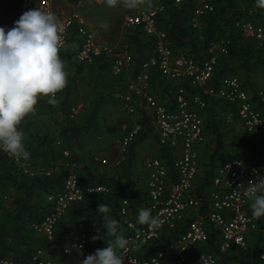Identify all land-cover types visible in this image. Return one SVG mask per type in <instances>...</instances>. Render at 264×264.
Masks as SVG:
<instances>
[{
	"label": "built area",
	"instance_id": "built-area-1",
	"mask_svg": "<svg viewBox=\"0 0 264 264\" xmlns=\"http://www.w3.org/2000/svg\"><path fill=\"white\" fill-rule=\"evenodd\" d=\"M165 1L181 4L183 0H155L154 5L144 11L128 15L125 19L127 28L142 27L148 36H156L154 52L134 71V55L130 44L124 42L116 45H104L89 26L85 16L73 9L65 12L55 5L56 0H22L20 6L14 7L13 14L0 27L11 28L23 12L40 8L53 12L64 27L60 53L68 46L74 33L79 38V47L75 54L78 63L91 66L101 57L111 61L110 73L113 77L127 75L129 82L126 92L121 96L122 106L131 119V126L126 128L121 148L122 165L129 150L142 131L140 110L150 115L153 127L159 136V146L169 149L171 164L158 158L150 157L144 163L146 171L147 202L142 208H149L158 217L154 226L137 223L138 214L134 212L128 198L119 204V218L126 230L124 237L128 244L124 252V264H190L192 248L207 242L209 239L208 224H214L221 234V251L225 253L233 246L249 249V236L260 234L264 244V227H261L250 214L251 200L247 190L253 186L260 176H264V165L247 157L233 158L216 170L212 188L207 192L206 211L203 214V202L196 194L201 175L199 150L207 142L206 109L208 102L204 95L229 103L233 109L227 116V123L232 125L238 121L244 135L256 136L264 147V91L252 96L245 83L238 77L226 76L218 88H208L204 94H190L184 87L178 88L174 100L167 104L152 93V76L158 74L167 80H183L192 87L204 88L213 79L219 63V54H227L224 42L213 44L209 48V56L198 63L186 53H176L172 49L166 33L157 28L158 15L166 8ZM197 7L193 18L194 27L198 18L214 11L211 0H195ZM249 15L264 14V7L258 3L248 10ZM236 27L248 37L253 38L259 47L264 48V25L254 20L238 21ZM78 109L72 108L71 118L78 115ZM235 127V126H234ZM70 156L69 152H65ZM16 164L22 165L24 174L34 177L37 173L30 168V161L17 159L8 153ZM96 161L100 159L95 158ZM104 163H107L105 161ZM111 192L105 185L84 186L77 174V167L69 170L60 191L49 194L48 202L53 204V211L41 222L32 224L33 231L53 241L57 224L66 214L70 206L83 201L87 196L106 195ZM190 219V223L187 220ZM189 226L178 237L171 239L165 249L159 250L149 257L140 255L142 249L161 239L165 234L174 232L179 227ZM105 224L97 219L78 223L77 228L68 233L55 252L38 249L32 257L22 264H71L56 260L53 254L68 258L79 256V263L97 249L102 248ZM93 236L100 237L93 241ZM264 260V252L261 256ZM200 264H220L219 257L204 253L199 258ZM0 264H17L9 257L0 256ZM77 264V263H76Z\"/></svg>",
	"mask_w": 264,
	"mask_h": 264
},
{
	"label": "trees",
	"instance_id": "trees-1",
	"mask_svg": "<svg viewBox=\"0 0 264 264\" xmlns=\"http://www.w3.org/2000/svg\"><path fill=\"white\" fill-rule=\"evenodd\" d=\"M78 2V0H74ZM214 11L198 18L197 26L194 27L193 18L196 11L195 0H183L181 4L165 1V10L158 15L157 28L166 33L170 45L176 53H186L198 63H202L209 56V48L213 44L224 42L228 50L227 54H219V63L216 67L213 79L204 88L192 87L190 82L178 80H165L158 74L152 77V93L162 102L171 104L175 92L184 87L190 94H204V90L212 87L218 88L224 77L244 71L250 77L255 69H264V48L259 47L257 42L244 34L236 27L238 21L254 20L264 25V14L257 16L249 15L248 10L257 3V0H211ZM132 53L134 55L133 76L149 57L152 56L157 42L156 36H148L142 27H135L126 33ZM79 47V38L74 33L68 46L60 53L61 59L66 62V70L73 66L74 74L68 73L66 88L57 93L56 103L49 104L48 97H40L35 106V111L27 116L19 125V130L24 133V144L30 153V168L39 173L30 177L23 173L22 165L16 164L8 153L0 151V256L14 259L17 264L27 262L38 249H45L53 253L63 241L65 236L74 231L78 223L85 220L97 219L103 221L102 216L97 214V207L103 203L110 207V218L119 222V230L123 235V224L118 216L119 204L123 198H128L132 209L137 214L142 204L147 202V191L144 185H140L135 179L134 163L138 150L148 141L155 142L158 147L157 156L171 164L169 149L159 146V136L155 131L150 115L145 107L140 110L142 131L133 142L124 167L113 176L99 175L90 168L78 172L80 182L84 186L105 185L110 187L111 192L106 195L87 196L83 201L70 206L66 214L56 227L54 240L36 234L32 224L41 222L53 211V204L48 202L49 194L60 191L69 171L61 165L63 149L57 148L56 141L47 133L41 120L55 115H62L65 126L61 136L64 138L67 149H79L82 137L88 132L97 131L105 122L104 111L108 104L121 102L120 96L127 90L129 78L127 75L113 77L110 73L111 61L104 57L95 60L94 64L87 66L75 60V54ZM251 78V77H250ZM91 82L93 86L91 87ZM252 95L255 89L250 82L243 81ZM250 84V87H248ZM95 95L90 107H86L87 121L82 122L77 117L71 118V111L79 101L85 104L87 101L85 89ZM208 102L205 121L207 142L202 151V165L199 185L196 194L202 199V213L206 211L207 192L212 188V181L216 170L225 162L236 157H247L258 164L264 165V147L260 140L253 135H237L238 141L228 142L224 133V124H228L221 110L226 113L233 107L223 100L209 98L204 95ZM264 112V104H261ZM234 125V124H233ZM80 164L79 158H74ZM81 167V166H80ZM48 170L50 175L42 173ZM10 196L11 207L7 208L3 201L4 197ZM252 203V202H251ZM251 214V208L249 209ZM252 215V214H251ZM256 222L264 227V217L256 218ZM190 223V219L187 220ZM179 227L174 232L165 234L161 239L155 240L145 246L140 255L149 257L159 250L165 249L171 239L178 237L187 229ZM209 239L207 242L192 248L190 251V264H200L199 258L204 253H211L219 257L220 264H264L261 256L264 252V244L260 234H257V243L247 250L233 246L228 252L223 253L221 247V234L214 224H208ZM112 238L109 236L103 244ZM56 260H62L61 255L53 254Z\"/></svg>",
	"mask_w": 264,
	"mask_h": 264
},
{
	"label": "clouds",
	"instance_id": "clouds-1",
	"mask_svg": "<svg viewBox=\"0 0 264 264\" xmlns=\"http://www.w3.org/2000/svg\"><path fill=\"white\" fill-rule=\"evenodd\" d=\"M142 0H122L123 7L134 9ZM118 0H106L115 7ZM264 7V0H257ZM63 24L51 11L36 7L23 12L11 28L0 27V151L17 159L28 160L21 122L35 111L40 97L55 104L57 93L68 84L66 62L61 59ZM252 201L253 217H264V176L247 190ZM110 207L99 204L97 214L105 221L104 230L112 238L106 247L87 255L80 264H124L128 241L119 230V222L110 218ZM137 223L154 226L158 217L149 208H142ZM98 236L91 239L95 241Z\"/></svg>",
	"mask_w": 264,
	"mask_h": 264
},
{
	"label": "rangeland",
	"instance_id": "rangeland-1",
	"mask_svg": "<svg viewBox=\"0 0 264 264\" xmlns=\"http://www.w3.org/2000/svg\"><path fill=\"white\" fill-rule=\"evenodd\" d=\"M1 1V0H0ZM4 2L13 1L14 7H19L22 0H3ZM145 3H149V0H142L139 7L134 9H129L123 7L122 0H118V3L115 7H109L106 4V0H78V2H75L74 0H56L55 5L57 8H61V10H64L68 12V10L78 9L86 18L89 26L93 29L95 32L98 40L106 38L108 40L107 45H113L116 44V42L119 41L121 35L126 37V33L130 28H127L125 25V19L128 15L136 14L138 11H144L151 5H145ZM4 22L2 13L0 11V23ZM118 34V37L116 38L115 42L112 43L113 36L115 34ZM103 36V38H101ZM127 38V37H126ZM75 68L73 66H70L67 68V72H70L74 74ZM258 73L257 79L260 81L259 89L264 91V70L256 72ZM229 76H235L240 78L242 81L250 82V77L247 76V74L244 71L237 72L234 74H231ZM167 80V79H165ZM87 101L85 106H81L80 110L78 111L77 118L81 120L82 122H85L88 117V113H86L87 110H85L86 107H90L93 100H95V95L91 92L87 93V90H85ZM77 104H80V101L77 102ZM77 105V106H78ZM224 109L221 110V115L225 117L226 112L224 113ZM106 126L100 131L101 135L97 138H94L93 135L95 133H86L81 140V147L79 149H67L65 146L64 138L61 136L62 128L65 126V121L62 115H55L54 117H48L41 120V123L43 124V127H45V130L47 133H50L51 138H53L56 141L57 148L63 149V160L60 162V166L63 165L66 170H70L73 168V164L77 167V174L81 170V172L84 170V167L87 169L90 168L94 173L99 175H106L111 176L110 173L115 172L119 173L124 167L122 166H115L113 163L118 158V153L115 155V153L119 150L121 145V139L124 135V126L126 124V121L128 119L126 112L123 109L122 103L114 101L110 104H108V107L104 111ZM106 127L108 129H114V131H106ZM224 133L225 137L228 142H234L238 141L239 136H237V129L231 128L229 126H226L224 124ZM99 138V139H98ZM151 142V141H150ZM151 146L144 148L147 144L145 143L144 146H141L140 151L138 150L137 158L134 164H136L137 171L139 173L135 174V179H138L140 185L145 184L144 179V163L147 159L152 157V152L157 150V144L155 142L150 143ZM112 150L115 151L114 156L111 158L110 154L107 155V151ZM68 151L70 156H66L65 152ZM79 158V163L73 159ZM98 157L100 160L96 161L94 158ZM104 158V159H103ZM105 158L109 159L110 163H104L107 161ZM117 164V161H116ZM81 166V167H80ZM42 173L48 175L50 171L48 170H41ZM143 171V173H142ZM35 172L38 174L39 172L35 170ZM110 172V173H109ZM10 196L4 197L3 201L4 203H10ZM7 207V206H6ZM9 208V207H7ZM72 232V231H71ZM250 239H249V246L250 245ZM228 252V251H226Z\"/></svg>",
	"mask_w": 264,
	"mask_h": 264
},
{
	"label": "crops",
	"instance_id": "crops-1",
	"mask_svg": "<svg viewBox=\"0 0 264 264\" xmlns=\"http://www.w3.org/2000/svg\"><path fill=\"white\" fill-rule=\"evenodd\" d=\"M150 1V4L149 3H145V5H154V3H155V0H149ZM146 7H150V6H146ZM74 9V8H73ZM72 9V10H73ZM0 11H1V13H2V16H3V19H4V21L6 20V19H8V18H10L11 17V15L13 14V11H14V3H13V1H9V2H4L3 0H1L0 1ZM71 11V10H70ZM69 10H68V12H70ZM66 12V11H65ZM67 13V12H66ZM2 24V22L0 23V25ZM90 25V24H89ZM118 37V34L116 33L114 36H113V40H112V43L113 42H115V40H117L116 38ZM101 38H103V36H101ZM101 44H104V45H107V44H110V43H108V40H106V38H104V39H100L99 38V40H98ZM124 42H126V43H128L129 44V42L127 41V38L125 37V36H123V35H121V37H120V39H119V41L118 42H116V44H121V43H124ZM116 44H113V45H116ZM112 45V44H111ZM112 45V46H113ZM264 69H255L254 71H252V73L250 74L251 75V78H250V80H251V83H252V85H253V87L255 88V89H257V92H256V94L255 95H252V96H256L257 95V93H258V91H260V89H259V86H260V81L259 80H256L257 79V75H258V73H256V72H261V71H263ZM93 86V83L91 82V87ZM247 86V85H246ZM248 87H250V84H249V86ZM81 89H85V90H89V88H86V87H84V86H81ZM152 91V90H151ZM122 96V95H121ZM121 96H120V99H121ZM209 98H211V97H209ZM213 98V97H212ZM217 99V98H216ZM220 100V99H219ZM229 104V103H228ZM86 104L83 102V101H80V104L77 106H75L78 110H80V107L81 106H85ZM108 107V106H107ZM106 107V108H107ZM226 109V108H225ZM224 109V110H225ZM106 110V109H105ZM125 111V110H124ZM230 111H232L231 109H229L228 110V112L226 113V115H225V120H226V122H227V116H228V114H229V112ZM226 111H224V113H225ZM126 114H127V112H126ZM78 116V115H77ZM76 116V117H77ZM106 116V115H105ZM127 117H128V119H127V121H126V124H125V126H124V135H123V137L125 136V134H126V128L128 127V126H131V119H130V117H129V115L127 114ZM87 121V120H86ZM106 121L104 122V125L101 127L100 125H98L96 128H97V131H95V133L93 134V135H96V136H94V138H97L98 137V135L100 136L101 135V130L106 126ZM235 126V127H234ZM234 126H233V128H236L237 129V131H238V133H237V135H242V136H245L244 135V132L242 131V129H241V126H240V124H239V122L238 121H236L235 123H234ZM114 131V129H108L107 127H106V131ZM99 139V138H98ZM122 143H123V138L121 139V145H120V148H119V150L115 153V151H112V150H108L107 151V155L108 154H110V156H111V158L114 156V153H115V155H117V153H118V158H117V162L121 159V157H122V154H121V148H122ZM151 142L150 141H148V142H146V146L144 147V148H147V147H149V145L151 146V144H150ZM156 149H158V147H156ZM157 151L158 150H155V151H153L152 152V157H154V156H157ZM202 151H203V147H201L200 148V150H199V154H200V163H201V165H202V161H201V157H202ZM141 152V151H140ZM96 158V157H95ZM94 158V159H95ZM12 159V158H11ZM104 159V158H103ZM106 160H107V162L108 163H110L109 162V159H107V158H105ZM116 161L113 163L115 166H118V164H116ZM15 162V161H14ZM125 163V162H124ZM123 163V164H124ZM122 164V165H123ZM122 165H119V166H122ZM137 166H136V164H134V173L136 174V173H139L138 171H137V168H136ZM35 171V170H34ZM110 173V172H109ZM142 173H143V171H142ZM144 179L146 180V171L144 170ZM51 174V172H49L48 173V175H50ZM115 174V172H112V173H110V175L111 176H113ZM5 206H7V207H11V204L10 203H6L5 204ZM105 224V223H104ZM77 228V227H76ZM75 228V229H76ZM122 232H123V236L126 234V230L124 229V226H123V230H122ZM108 237H109V235L106 233V231H105V233H104V238H103V244L107 241V239H108ZM249 239H250V245L251 246H253L254 244H256L257 243V240H258V236H257V233L256 234H251L250 236H249ZM102 244V248L104 247V245ZM79 259H80V257L79 256H72V257H68V258H64V257H62V261H67L68 263H71V264H78L79 263ZM233 264H238V263H236V262H234Z\"/></svg>",
	"mask_w": 264,
	"mask_h": 264
}]
</instances>
